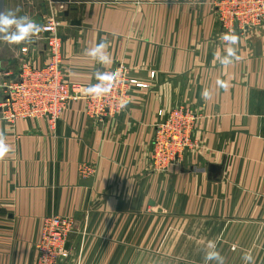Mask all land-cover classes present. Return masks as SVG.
Here are the masks:
<instances>
[{"label":"crops","instance_id":"0c3cea01","mask_svg":"<svg viewBox=\"0 0 264 264\" xmlns=\"http://www.w3.org/2000/svg\"><path fill=\"white\" fill-rule=\"evenodd\" d=\"M70 1L0 0V10L19 6V15L40 23L58 15L61 72L80 90L97 70L120 69L142 86L131 84L127 106L100 116L85 100H71L53 128L43 118L9 120L0 111L11 148L0 159V264H37L42 223L53 215L73 221L60 264L144 257L146 264H204L209 241L225 264H245L247 252L264 264V21L224 26L218 0ZM233 32L241 59L225 66L216 58L225 50L219 37ZM101 41L108 65L85 54ZM20 47L0 43V88L17 78L22 62L48 60L41 33L26 52ZM178 105L196 115L194 146L156 171L158 112ZM205 223L217 225L209 239Z\"/></svg>","mask_w":264,"mask_h":264},{"label":"built area","instance_id":"2783aa9c","mask_svg":"<svg viewBox=\"0 0 264 264\" xmlns=\"http://www.w3.org/2000/svg\"><path fill=\"white\" fill-rule=\"evenodd\" d=\"M216 9L224 26L247 28L264 21V0H218ZM42 24L45 28L41 34L46 41L48 60L42 66L22 62L17 79L4 84L6 96L0 109L7 119L43 118L48 127L53 128L71 100H85L88 111L100 116L122 110L120 100L128 99L131 84L142 86L121 72L119 82L103 97L93 99L85 96L83 90L70 84L61 72L60 17L50 14ZM96 83L97 80L92 84ZM158 115L161 119L155 127L151 162L156 171H166L179 163L187 150L193 148L196 115L185 105H178L168 111L160 110ZM72 230L73 221L68 217L53 215L44 218L40 238L35 245L37 264H60L67 258L66 242Z\"/></svg>","mask_w":264,"mask_h":264},{"label":"clouds","instance_id":"9594fccd","mask_svg":"<svg viewBox=\"0 0 264 264\" xmlns=\"http://www.w3.org/2000/svg\"><path fill=\"white\" fill-rule=\"evenodd\" d=\"M21 8L18 6L15 9L0 10V43L9 46H22L19 48L20 52H26V45H31L39 39L40 33L44 30L45 26L37 20L28 15H19ZM220 40L225 44L224 55L217 54V59L222 65L229 66L234 61H239L241 57L237 55V47L239 43V36L233 33H222ZM108 44L106 41H101L93 47L86 50V55L93 60L99 62L101 65H108L111 63V58L107 53ZM121 70L115 71H99L97 70L95 78L96 84L89 85L83 90L85 96L93 99H99L111 91L112 87L119 82L121 78ZM219 87L227 90L229 85L226 81L218 80ZM202 97L208 99L210 91L205 89L202 92ZM130 101L122 98L120 100V108H124ZM11 151L10 146L6 143L3 133H0V159H3ZM233 245V250H235ZM242 259L245 264H255L254 257L251 252L243 255ZM215 261V264H225V258L221 255L220 251L216 248L214 241H209L207 250L204 254L205 264Z\"/></svg>","mask_w":264,"mask_h":264},{"label":"rangeland","instance_id":"374dc122","mask_svg":"<svg viewBox=\"0 0 264 264\" xmlns=\"http://www.w3.org/2000/svg\"><path fill=\"white\" fill-rule=\"evenodd\" d=\"M18 77V76H17ZM17 79V78H16ZM142 84V83H141ZM4 94H6V91L4 90V88H0V104H2V102L4 101ZM6 96V95H5ZM1 111V109H0ZM152 163V162H151ZM153 166V165H152ZM154 168V167H153ZM212 227L213 228H217V225H214V224H210V223H205L203 224V230H204V234L203 235H208V239L211 236V230H212ZM220 227V225L218 226ZM206 237V236H204ZM204 262V261H203ZM136 264H146V258H139V263L137 262V260L135 261ZM130 264V263H129ZM171 264H192V263H184V262H178V261H171ZM205 264V263H204Z\"/></svg>","mask_w":264,"mask_h":264},{"label":"water","instance_id":"95a60500","mask_svg":"<svg viewBox=\"0 0 264 264\" xmlns=\"http://www.w3.org/2000/svg\"><path fill=\"white\" fill-rule=\"evenodd\" d=\"M68 12L69 11L66 10V11L62 12L60 14V16H67ZM72 24H79V21L78 20H72ZM220 169H221V166H219V165H211L210 168H209V171L212 172V173H218V171H220ZM66 249H68L67 248V244H66Z\"/></svg>","mask_w":264,"mask_h":264}]
</instances>
